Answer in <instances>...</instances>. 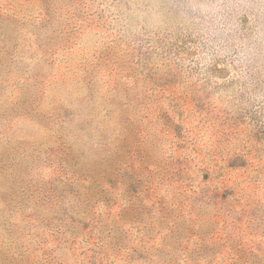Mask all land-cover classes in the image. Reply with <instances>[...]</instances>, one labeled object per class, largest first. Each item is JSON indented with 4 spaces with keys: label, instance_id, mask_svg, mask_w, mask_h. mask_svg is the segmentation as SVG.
I'll return each instance as SVG.
<instances>
[{
    "label": "rangeland",
    "instance_id": "1",
    "mask_svg": "<svg viewBox=\"0 0 264 264\" xmlns=\"http://www.w3.org/2000/svg\"><path fill=\"white\" fill-rule=\"evenodd\" d=\"M0 264H264V0H0Z\"/></svg>",
    "mask_w": 264,
    "mask_h": 264
}]
</instances>
